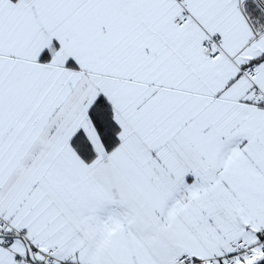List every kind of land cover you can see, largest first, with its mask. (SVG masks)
<instances>
[{"label":"snow or ice","instance_id":"obj_1","mask_svg":"<svg viewBox=\"0 0 264 264\" xmlns=\"http://www.w3.org/2000/svg\"><path fill=\"white\" fill-rule=\"evenodd\" d=\"M0 264H264V0H0Z\"/></svg>","mask_w":264,"mask_h":264}]
</instances>
